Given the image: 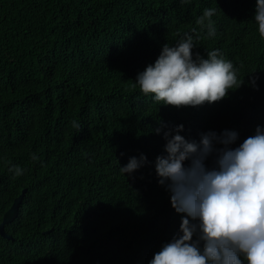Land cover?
Masks as SVG:
<instances>
[{
    "label": "trees",
    "instance_id": "1",
    "mask_svg": "<svg viewBox=\"0 0 264 264\" xmlns=\"http://www.w3.org/2000/svg\"><path fill=\"white\" fill-rule=\"evenodd\" d=\"M206 8L216 9L214 37L196 23ZM255 8L256 0H0V224L23 194L4 225L10 238L0 233V264H149L182 235L186 214L155 168L167 155L163 133L183 125L180 134L199 142L201 133L235 131V149L264 129ZM186 33L194 59L219 49L242 86L179 108L134 87L163 45ZM141 154L148 163L122 174ZM14 165L23 175L14 178Z\"/></svg>",
    "mask_w": 264,
    "mask_h": 264
},
{
    "label": "clouds",
    "instance_id": "2",
    "mask_svg": "<svg viewBox=\"0 0 264 264\" xmlns=\"http://www.w3.org/2000/svg\"><path fill=\"white\" fill-rule=\"evenodd\" d=\"M215 14V8H206L196 21L207 28L208 37L216 35ZM254 20L264 38V0H256ZM194 48V38L187 33L175 46L166 43L133 86L177 108L219 102L229 90L242 86L233 63L219 49L208 51L206 59L197 52L194 59ZM164 127L154 131L160 134ZM182 131L184 126L178 125L163 133L167 155L158 156L155 163L159 184L171 193L172 207L186 214L182 235L165 243L149 264H264V129L258 126L255 135L235 149L229 147L238 139L235 131L201 133L199 142L187 140ZM213 153L216 167L209 169L205 161ZM32 159L39 157L33 154ZM146 163L141 154L120 171L132 174ZM9 171L15 178L24 169L14 165Z\"/></svg>",
    "mask_w": 264,
    "mask_h": 264
},
{
    "label": "water",
    "instance_id": "3",
    "mask_svg": "<svg viewBox=\"0 0 264 264\" xmlns=\"http://www.w3.org/2000/svg\"><path fill=\"white\" fill-rule=\"evenodd\" d=\"M23 198V194L21 196H19L18 198L15 199L13 205L11 206V208L5 213L4 218H3V222L0 224V233L7 238H10L9 235H7L4 231V225L6 223L11 222L17 215L20 203L22 201Z\"/></svg>",
    "mask_w": 264,
    "mask_h": 264
}]
</instances>
